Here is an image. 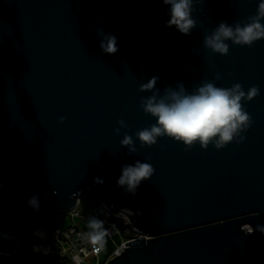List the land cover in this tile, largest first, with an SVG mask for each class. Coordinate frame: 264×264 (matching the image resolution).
Segmentation results:
<instances>
[{
	"label": "water",
	"instance_id": "water-1",
	"mask_svg": "<svg viewBox=\"0 0 264 264\" xmlns=\"http://www.w3.org/2000/svg\"><path fill=\"white\" fill-rule=\"evenodd\" d=\"M259 2L194 0L197 26L184 35L166 25L163 0H0V239L34 233L86 194L99 217L90 198L131 208L144 236L109 264H264V39L226 40L228 54L204 45L222 21L249 23ZM97 28L118 38L117 53L101 50ZM153 76L159 96L205 82L260 94L241 101L249 121L223 148L167 136L141 148L135 134L156 118L141 107L155 90L139 88ZM137 160L155 173L133 195L117 180Z\"/></svg>",
	"mask_w": 264,
	"mask_h": 264
},
{
	"label": "clouds",
	"instance_id": "clouds-1",
	"mask_svg": "<svg viewBox=\"0 0 264 264\" xmlns=\"http://www.w3.org/2000/svg\"><path fill=\"white\" fill-rule=\"evenodd\" d=\"M163 4L168 7L169 19L166 25L174 26L184 35H191L197 26V21L193 18L194 0H163ZM248 20L249 23L243 26L237 22L235 28L226 21L220 22L210 36H205V47L212 49L213 53L228 54L226 40H231L236 45L252 47L255 42L264 39V24L261 23L264 20V0H260L256 14L249 16ZM96 32L101 38L100 48L105 54L114 55L119 51L116 36L105 33L103 28H97ZM158 80L159 77L153 76L139 88L140 91L155 90L153 95L142 98L141 107L145 113L156 118V123L149 128L136 132L141 148L156 145L158 138L164 136L183 142L186 150L191 149L196 142L206 149L214 140L217 149L223 148L233 140L241 126L249 121V114L243 109L241 101L246 96L251 100L260 94L258 85L252 86L246 93L239 83L231 88H222L212 82H205L191 94L186 92L181 83L177 88L166 87L163 96H159V89L156 88ZM65 119L61 117L60 122L63 123ZM118 123L127 127L122 119ZM115 133L119 135L120 128H116ZM121 145L128 147L129 155L137 151L129 135L124 136ZM146 159L150 160L151 157ZM121 172L117 185L135 195L141 182L152 178L155 168L149 162L137 160L134 164H124ZM26 204L39 212V195L33 194ZM88 228L91 231L86 235L91 241L102 238L107 232L103 228V221L95 217L89 219Z\"/></svg>",
	"mask_w": 264,
	"mask_h": 264
},
{
	"label": "built area",
	"instance_id": "built-area-1",
	"mask_svg": "<svg viewBox=\"0 0 264 264\" xmlns=\"http://www.w3.org/2000/svg\"><path fill=\"white\" fill-rule=\"evenodd\" d=\"M91 204L98 207L102 215L99 217L98 213L93 211L89 217H85V220L88 222L93 217L102 220L103 228L107 230L106 235L111 239L121 235L123 237L121 244L102 261L101 256L108 244H102V238L91 241L86 235L91 230L86 231L82 227V222L76 221L78 217H81L79 213L81 199H79L77 206L67 214L73 220L68 228L62 230L52 227L51 224L55 222L53 221L45 223L34 232L43 242L44 255L49 256L56 252L59 264H109L110 260L124 252L126 244L144 237L131 227L136 219L135 212L131 208H122L116 213H111L106 212L100 202H91ZM118 223H121V227ZM8 241L0 239V258H2L0 264H31L34 257L22 254L20 239L14 240L13 244H9Z\"/></svg>",
	"mask_w": 264,
	"mask_h": 264
},
{
	"label": "rangeland",
	"instance_id": "rangeland-1",
	"mask_svg": "<svg viewBox=\"0 0 264 264\" xmlns=\"http://www.w3.org/2000/svg\"><path fill=\"white\" fill-rule=\"evenodd\" d=\"M90 202L96 203L97 201L94 198H90ZM79 213L81 214V217H78L76 221L82 222V227L86 231H90V229L88 228V222L85 220V217H89L93 213V210L91 209V207L87 202L86 194H84L81 197V205L79 207ZM72 223L73 220L70 218V216L66 214L57 217L55 219V222H53L51 226L58 227L64 230L68 228ZM122 241H123V237L121 235H117L111 239L105 234L101 239V243L108 244V247L101 256L102 261L105 260L106 257L109 255V253L114 249H116L118 245L121 244ZM13 242L15 241L14 240L8 241L9 244H13ZM20 247L22 254L32 255L34 257V260L31 262V264H59V261L56 257V252L49 256H46L42 253L43 242L37 233L25 235L22 238H20ZM0 260H2V258H0Z\"/></svg>",
	"mask_w": 264,
	"mask_h": 264
}]
</instances>
